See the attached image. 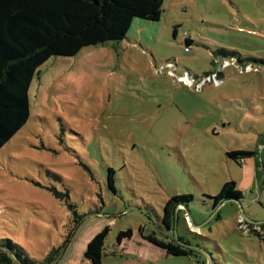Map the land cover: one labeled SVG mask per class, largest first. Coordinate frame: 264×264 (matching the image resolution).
I'll use <instances>...</instances> for the list:
<instances>
[{
    "label": "rangeland",
    "instance_id": "rangeland-1",
    "mask_svg": "<svg viewBox=\"0 0 264 264\" xmlns=\"http://www.w3.org/2000/svg\"><path fill=\"white\" fill-rule=\"evenodd\" d=\"M140 23L39 68L30 118L0 150V240L35 264H92L109 226L103 264H264V0H164ZM231 180L241 204L213 211ZM176 194L194 196L176 232L204 253L146 239L173 240L161 217Z\"/></svg>",
    "mask_w": 264,
    "mask_h": 264
},
{
    "label": "trees",
    "instance_id": "trees-1",
    "mask_svg": "<svg viewBox=\"0 0 264 264\" xmlns=\"http://www.w3.org/2000/svg\"><path fill=\"white\" fill-rule=\"evenodd\" d=\"M163 2L164 0H0V150L30 118L29 92L42 65L53 56L71 57L87 46L123 40L135 20L141 23L159 21ZM186 41L190 45V40ZM254 154L245 150L228 152L230 158L238 162ZM259 158L258 162L264 165V155ZM112 173L115 170L110 168L108 182L110 188L115 189ZM236 186L234 180L228 181L217 196L210 197L213 200V211L219 209L221 212L229 201L241 204L240 200L244 195L236 190ZM193 198L190 194H176L163 206L162 223L170 231L172 241H168L170 236L160 238L155 232L146 239L177 257L188 256L196 251L204 253L200 246L189 244L187 235L178 234L175 229L178 216L176 208H189ZM261 226L264 229V223ZM108 233L109 226H106L88 244L85 257L92 264H103ZM131 234L132 230L121 232L118 238L121 240ZM176 238L180 244H176ZM9 242L10 239L7 242L0 240V264H35L20 251L13 252L9 248L12 243ZM14 248L18 246L14 244ZM54 261L55 257L51 255L45 264H52Z\"/></svg>",
    "mask_w": 264,
    "mask_h": 264
},
{
    "label": "water",
    "instance_id": "water-1",
    "mask_svg": "<svg viewBox=\"0 0 264 264\" xmlns=\"http://www.w3.org/2000/svg\"><path fill=\"white\" fill-rule=\"evenodd\" d=\"M192 224H193V225L195 224L194 221H192Z\"/></svg>",
    "mask_w": 264,
    "mask_h": 264
}]
</instances>
